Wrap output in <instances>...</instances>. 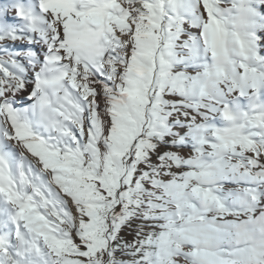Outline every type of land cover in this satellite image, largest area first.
Instances as JSON below:
<instances>
[{
  "label": "snow or ice",
  "instance_id": "6c2138e0",
  "mask_svg": "<svg viewBox=\"0 0 264 264\" xmlns=\"http://www.w3.org/2000/svg\"><path fill=\"white\" fill-rule=\"evenodd\" d=\"M180 256L264 264V0H0V264Z\"/></svg>",
  "mask_w": 264,
  "mask_h": 264
},
{
  "label": "rangeland",
  "instance_id": "374dc122",
  "mask_svg": "<svg viewBox=\"0 0 264 264\" xmlns=\"http://www.w3.org/2000/svg\"><path fill=\"white\" fill-rule=\"evenodd\" d=\"M188 151H189V149H184L183 154L186 155ZM165 179H167V177H165ZM137 223H139V221L133 222V225L131 227H126L122 232V236L126 239H132L134 237V229H135ZM159 223H163V222L161 221ZM152 231L158 232V231H160V229L157 228V229H153ZM224 247L227 250V248H228L227 242H225ZM190 249H191V245L186 244L183 247V251H185V252L189 251ZM175 259L178 261V264H188V261H186L182 256L176 257Z\"/></svg>",
  "mask_w": 264,
  "mask_h": 264
}]
</instances>
